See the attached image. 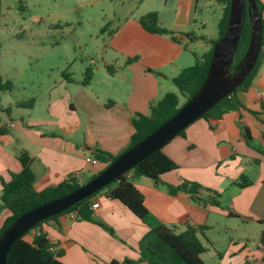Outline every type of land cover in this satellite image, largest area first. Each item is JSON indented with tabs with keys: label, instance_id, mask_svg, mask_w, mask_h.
<instances>
[{
	"label": "crops",
	"instance_id": "crops-1",
	"mask_svg": "<svg viewBox=\"0 0 264 264\" xmlns=\"http://www.w3.org/2000/svg\"><path fill=\"white\" fill-rule=\"evenodd\" d=\"M195 1L165 2L173 17L169 26L164 27L175 31L180 42L186 37L178 28L187 25ZM157 13L161 25H166L160 12ZM139 19L126 17L117 27L111 35V51L125 55V62L139 57L133 62L148 66L149 72L161 71L184 57L183 45L170 35L146 31ZM73 84L62 74L61 79L41 90L44 98L43 95L33 98L31 107L25 105L29 102L21 96L15 106L30 111L20 112V120L12 116V104L5 110L0 108V125L14 123L9 133L0 137V202L2 179L9 181L13 173L21 170L18 160L21 150L33 157L35 186L42 189L70 178L82 181L98 173L105 164L88 161L95 158L96 149L119 155L128 148L134 132L133 113H143V106L130 100L103 99L89 91L87 85L73 87ZM263 91L264 62L249 91L238 92L243 108L225 114L214 128L210 125L215 121L200 118L162 148L178 164V169L162 175L161 181L197 182L220 192L222 198L226 195L225 207L196 202L186 192L172 195L146 176L135 180L145 205L160 221L178 232L188 225L205 227L199 234L206 252L212 248V256L218 260L215 264H264V111L259 98ZM162 97L151 100L146 94L150 103ZM32 110L40 112L34 114ZM242 176L250 184L239 186ZM93 202L99 203L93 210V221L74 220L66 213L43 223L55 251L64 250L62 260L66 264H109L113 260L137 259L139 242L148 225L122 202L110 197L108 190L97 194ZM8 215L9 210L2 211L0 226ZM36 233L37 230H32L26 239L32 241Z\"/></svg>",
	"mask_w": 264,
	"mask_h": 264
},
{
	"label": "rangeland",
	"instance_id": "rangeland-1",
	"mask_svg": "<svg viewBox=\"0 0 264 264\" xmlns=\"http://www.w3.org/2000/svg\"><path fill=\"white\" fill-rule=\"evenodd\" d=\"M165 2L0 0V76L14 83V89L2 95L0 108L5 110L12 104V116L20 120V112L30 111L15 106L21 96L29 103H33L35 97L43 95L44 98L41 90L54 80L61 79L63 73H68L75 80L73 87H80L88 67L93 68V77L87 88L100 98L130 100L139 107L143 106V114L150 112L151 103L156 102H148L146 94L151 100H156L168 92H176L180 95V105L184 104L185 98L172 78L183 68L194 64V52L201 55L209 48L203 37L218 36V23L223 14L221 3L216 0L195 1L187 25L178 28V32L186 37L178 42L184 47V57L167 64L161 71L154 69L149 72L151 68L139 62L126 64L125 55L110 49L111 35L126 17L140 18L148 12L159 11L166 24L163 26H169L173 15L167 11ZM105 63L112 64L116 72L109 73ZM32 111L34 114L40 112ZM88 179L81 182L84 184ZM222 201L225 207L226 195ZM208 234L212 237V233ZM202 258L205 264L218 261L212 256V248Z\"/></svg>",
	"mask_w": 264,
	"mask_h": 264
},
{
	"label": "trees",
	"instance_id": "trees-1",
	"mask_svg": "<svg viewBox=\"0 0 264 264\" xmlns=\"http://www.w3.org/2000/svg\"><path fill=\"white\" fill-rule=\"evenodd\" d=\"M223 5V14L218 23V36L216 38L203 39L209 44V48L201 55L194 52L195 62L187 66L173 79L179 88L180 94L185 98L184 104L200 89L206 79L210 61L216 42L224 35L230 13L231 0H216ZM259 12L262 15L263 40L259 58L243 83L237 88L236 92L222 99L202 118L215 121L210 126L214 128L216 123L223 118L225 114L235 112L243 108V104L238 97V92H248L252 82L257 75L261 65L264 62V2L256 0ZM141 26L148 32L160 35H170L175 41H179L176 32L169 30L161 25L156 11L148 12L139 19ZM193 38V37H192ZM251 38V23L248 13L245 14L242 35L235 52L234 62L231 66V72L238 71V65L242 61L249 46ZM136 58H130L126 64H130ZM107 71L111 74L116 72L112 64L105 65ZM69 81L75 82L68 73H63ZM93 77V68L88 67L85 70V77L81 81L87 85ZM14 89V83L9 78L0 76V103L2 94L11 92ZM21 103H18L20 105ZM180 105V95L176 92L166 93L162 99L151 103L150 114L146 115L137 112L132 117V126L134 132L130 138V144L127 149L144 139L152 131L160 127L164 122L176 114L184 105ZM32 106V103L25 104ZM261 109L264 111V101H261ZM6 112L10 115V109ZM254 114H258L252 111ZM184 129L179 135L185 133ZM9 133V126L0 125V137ZM126 149V150H127ZM125 152V151H124ZM264 154V151H263ZM121 155V154H119ZM119 155H112L101 149H96L95 158L105 164V167L88 180L92 179L110 165ZM18 160L21 164V170L13 173L9 181L2 179V195L0 202V215L3 210H9V215L3 220L0 226V237L3 232L24 212L49 202L55 198L61 197L78 189L83 183L76 178H70L60 182L55 186H46L39 189L35 186L36 174L32 169L33 157L25 150L18 153ZM178 169V164L166 155L162 149L154 152L132 169L125 172L117 180L108 184L101 190L107 189L110 197L122 202L133 214L140 218L149 227L147 233L139 242L137 259L125 258L122 261L113 260L109 264H205L202 254L207 251L199 237V232H203L204 226L188 225L185 230L178 232L154 216L145 205L144 195L135 185V180L141 176H146L155 181L158 185H163L172 195L180 192L190 194L192 199L204 205L211 204L222 206V194L211 188L183 179L178 184H171L161 181L162 175ZM132 173L128 177V173ZM250 180L242 176L238 182L243 187L250 184ZM97 191L91 196L77 202L60 214L54 215L29 230L25 235L18 239L11 247L7 262L8 264H66L62 257L63 249L51 250L53 244L50 242L47 232L42 228L43 223L49 220L57 219L60 215L74 212L78 219L93 221V198L101 191ZM104 228L112 231L110 228L101 224ZM37 230L33 240L29 241L26 236L32 230ZM42 238H46L47 244L44 247H38Z\"/></svg>",
	"mask_w": 264,
	"mask_h": 264
},
{
	"label": "water",
	"instance_id": "water-1",
	"mask_svg": "<svg viewBox=\"0 0 264 264\" xmlns=\"http://www.w3.org/2000/svg\"><path fill=\"white\" fill-rule=\"evenodd\" d=\"M246 13L251 23V38L246 54L238 65V71L233 74L230 69L242 35ZM262 40V15L256 0H231L226 31L214 45L209 70L200 89L176 114L119 155L102 172L78 189L20 215L0 237V264H8L7 257L11 247L29 230L114 182L145 158L162 149L222 99L236 92L254 68L260 55ZM46 244V238H42L38 247H44Z\"/></svg>",
	"mask_w": 264,
	"mask_h": 264
},
{
	"label": "built area",
	"instance_id": "built-area-1",
	"mask_svg": "<svg viewBox=\"0 0 264 264\" xmlns=\"http://www.w3.org/2000/svg\"><path fill=\"white\" fill-rule=\"evenodd\" d=\"M259 98H260L261 101H264V91L261 92V93H259ZM7 126H9V127H13V126H14V123L11 122V121H9V122L7 123ZM88 161H90V162L93 163V164L98 163V160H97L96 158H89ZM79 175H80V173H79ZM127 176H128V177H131V176H132V173H131V172L128 173ZM98 207H99V203H98V202H93V203H92V209H93V210L96 209V208H98ZM69 216H70L72 219H74V220H75V219H78L77 214L74 213V212L69 213ZM51 250H52V251H55V247H54V246H51Z\"/></svg>",
	"mask_w": 264,
	"mask_h": 264
}]
</instances>
